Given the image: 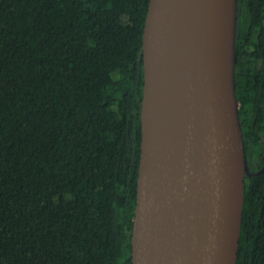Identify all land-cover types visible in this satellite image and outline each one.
Wrapping results in <instances>:
<instances>
[{"label":"trees","instance_id":"16d2710c","mask_svg":"<svg viewBox=\"0 0 264 264\" xmlns=\"http://www.w3.org/2000/svg\"><path fill=\"white\" fill-rule=\"evenodd\" d=\"M149 3L0 0V264H132ZM242 14L237 95L259 111L264 0ZM237 264H264V171Z\"/></svg>","mask_w":264,"mask_h":264},{"label":"water","instance_id":"95a60500","mask_svg":"<svg viewBox=\"0 0 264 264\" xmlns=\"http://www.w3.org/2000/svg\"><path fill=\"white\" fill-rule=\"evenodd\" d=\"M240 18L241 0H150L132 264H237L252 175Z\"/></svg>","mask_w":264,"mask_h":264},{"label":"flooded vegetation","instance_id":"af4514ba","mask_svg":"<svg viewBox=\"0 0 264 264\" xmlns=\"http://www.w3.org/2000/svg\"><path fill=\"white\" fill-rule=\"evenodd\" d=\"M245 18V14H242L240 18L241 24H243ZM244 26L247 27L248 24L246 23ZM247 65H250V61ZM242 103H239V106L241 124L245 132V149L251 160V176H256L264 171V115L260 116L259 114L264 113V92L263 101L257 102L259 111L251 103ZM251 176H247V178Z\"/></svg>","mask_w":264,"mask_h":264}]
</instances>
